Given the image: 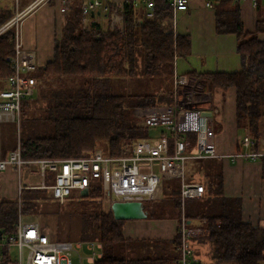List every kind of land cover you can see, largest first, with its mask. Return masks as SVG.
Wrapping results in <instances>:
<instances>
[{
  "label": "trees",
  "instance_id": "16d2710c",
  "mask_svg": "<svg viewBox=\"0 0 264 264\" xmlns=\"http://www.w3.org/2000/svg\"><path fill=\"white\" fill-rule=\"evenodd\" d=\"M155 4L153 18L146 17L144 10L130 7L125 13L124 30L111 31L101 21L86 26L80 1H72L61 34L55 39L53 59L37 69L36 93L21 106V110L25 106L41 115L39 119H29V135L20 138L24 159L82 157L99 147L106 155L121 156L130 152L133 142L150 136V128L133 111L137 106L174 102L169 87L173 85L175 60L191 52L189 35L165 33L173 29L171 2L155 0ZM10 5L0 0V26L15 15ZM215 18L217 33L237 36L241 70L191 74L207 86L235 89L237 128L250 134L256 151L264 136V41L258 38V33L264 32V19L258 18L256 30L247 32L240 3L234 0H219ZM5 32L0 37V88L11 75L15 54L11 42L14 29ZM143 75L149 80L162 78L163 86L169 89L146 94L118 90L125 80L135 78L139 82ZM35 124H41V135L35 133ZM48 129L50 132H46ZM191 139L194 148V136ZM241 148L238 144V151ZM260 159L264 178V156ZM220 163V159H193L186 164V179L202 181L206 188L201 198L191 199L189 205L185 202L187 220L202 229L195 238V251L203 257L204 249L206 264H264V227L243 220L240 198L224 196ZM208 166L212 171L202 177ZM162 185L163 194L172 195L174 208L180 213V181L167 180ZM46 192L23 190V214L36 211L47 198ZM88 196L103 200L102 189L90 190ZM158 200L159 196L145 202L150 219L163 216L154 205ZM18 216V199L0 200V232L15 233ZM125 221L115 219L109 208L108 212H97L89 225L82 226L77 240L103 243V257L95 264H176L181 242L177 231L168 239H133L124 234ZM10 261L6 249L1 248L0 264Z\"/></svg>",
  "mask_w": 264,
  "mask_h": 264
},
{
  "label": "built area",
  "instance_id": "2783aa9c",
  "mask_svg": "<svg viewBox=\"0 0 264 264\" xmlns=\"http://www.w3.org/2000/svg\"><path fill=\"white\" fill-rule=\"evenodd\" d=\"M50 0H33L24 9H19L20 0H13L15 15L0 26V36L14 28L11 42L14 45V57L11 75L6 85L0 88V122L6 114L16 124L20 119L21 106L25 99L35 95L38 77L34 74L38 66L30 59L24 45L20 21L30 10L40 3ZM73 0H60L63 12H67ZM83 23L90 20L100 21L107 18V28L123 31L125 13L128 8L145 12L146 17L155 16V0H79ZM172 5V30L165 33H176L179 12L189 9L190 0H169ZM219 0H205L207 8H215ZM240 3L242 0H234ZM259 1L255 0V5ZM87 24V25H89ZM177 59V58H176ZM187 73L173 75L175 90L190 85ZM177 96V92H175ZM207 108V109H206ZM206 108L188 107L177 99L171 104L137 106L134 116L150 128V136L133 142L130 152L121 156L106 155L99 147L86 156L75 158H40L26 160L22 156L20 139L5 157L0 154V171L12 169L18 174L19 216L16 231L7 235L0 232V249H6L10 255L9 264H73L76 255L80 263L95 264L103 257V243L99 240H68L57 239L38 220H26L22 211L23 190L45 189L58 202L64 203L75 191L83 189H102V199L113 201H141L143 203L158 199L162 183L169 180L180 181L179 198L182 204V215L176 218V231L180 235L179 255L176 264H206L203 257L195 251V238L202 229L187 220L185 202L187 199L201 198L206 188L201 181L186 179L187 162L201 159H257L264 156V148L252 149L254 140L249 133L241 139L242 149L233 154H222L216 146V130L213 115L219 109L209 105ZM206 112H210L207 115ZM4 120V119H3ZM161 127L158 134L152 128ZM155 134V135H153ZM194 136V148H192ZM36 163L40 167L42 182L36 185L22 184L21 171L24 164ZM27 251L24 258L23 251ZM82 251H88L85 259Z\"/></svg>",
  "mask_w": 264,
  "mask_h": 264
},
{
  "label": "crops",
  "instance_id": "0c3cea01",
  "mask_svg": "<svg viewBox=\"0 0 264 264\" xmlns=\"http://www.w3.org/2000/svg\"><path fill=\"white\" fill-rule=\"evenodd\" d=\"M4 1L13 2V0ZM258 1L260 2L258 5H255V0L240 2L241 19L247 32L256 30L258 18L264 19V0ZM32 2L33 0H23L24 6L21 9ZM64 17L60 0H50L38 4L21 19L20 28L24 45L29 51L31 61L38 68L53 59L55 45L53 35L55 34L57 38L61 34ZM33 25L35 29H32ZM59 30L60 34L57 36ZM175 30L177 34H186L191 38V52L175 60L176 71L189 74L190 84L200 85L198 78L192 75V72L203 74L241 70V58L237 52V36L234 33H217L215 9L207 8L205 0H190L189 9L178 13ZM258 38L264 41V32H259ZM206 88L205 92L210 96L211 109H219V113L213 115L218 134L216 135L217 149L222 154L238 152L241 139L240 130L236 125V91L233 87L227 90L214 86ZM16 130L17 124L12 118L0 122L2 157L15 147ZM258 146L264 148V140H260ZM260 158L234 161L230 158L219 159L223 172L224 196L240 198L243 220L254 226L264 227V178L263 163ZM14 176L15 172L12 169L0 171V200L18 199L19 181L16 182ZM202 177H204L203 173ZM108 204L110 208L111 203L108 202ZM176 222V219L163 218L126 220L123 231L126 237L133 239H168L172 238L176 232ZM153 223H160L163 230L150 229Z\"/></svg>",
  "mask_w": 264,
  "mask_h": 264
},
{
  "label": "rangeland",
  "instance_id": "374dc122",
  "mask_svg": "<svg viewBox=\"0 0 264 264\" xmlns=\"http://www.w3.org/2000/svg\"><path fill=\"white\" fill-rule=\"evenodd\" d=\"M20 1H21V4H20V9H21L24 5H23V0H20ZM9 2L12 4L10 6L15 8L14 3L12 1H9ZM68 11L65 12L64 14L66 15L67 13L68 15L69 13ZM14 12H16L15 9H14ZM99 20L103 23H106V25L108 23L107 18L103 17V18H100ZM89 22L90 20L86 21V26L87 24H89ZM10 29H14V28L11 27ZM32 29H35L34 25L32 26ZM57 33H58L57 34L58 36L60 34V30ZM54 38L56 39L55 34L53 35V39ZM197 81L200 82L199 83L200 85L191 83L189 86L187 85L186 87L180 88L178 90H175L174 84L171 85L169 88L173 90L174 102L177 99L179 103H184L185 106H188V107H198V108L208 107L210 105V96L205 92L207 89L206 88L207 85L201 82L200 78H198ZM166 87L168 88V86H163L162 78L158 80L156 79L149 80L148 77H146L145 75H143V78H141L139 82L136 81L135 78H130L128 80H125L123 84H119V86H117L118 90L123 93H132V92L141 93L142 92L143 94L149 93L150 91L158 92L160 89H163V91H166ZM175 92H177V96L175 95ZM165 93L168 94V91ZM40 116L41 115L39 111H36L32 108L29 109L28 107H25V106L22 107L20 119L18 120L17 130H16V135H17L18 140L20 138L24 139L25 137L29 135V119L33 118L34 120H36V119H39ZM3 119H7L6 114H4L1 117V120ZM34 127H35V133L37 135H41L43 133L41 124H35ZM161 129H162L161 127H155V128H152L151 132L158 134ZM215 130H216V127H215ZM48 131L50 132V129H48L46 132ZM239 133H240L239 137H242L245 134L244 131L241 129ZM216 135L218 134L216 133ZM262 140H264V136L262 137ZM213 168L215 167L213 166ZM211 171H212L211 166H208L206 170H204L202 173L206 174L208 172L210 173ZM214 171L216 172V169H214ZM17 176L18 174L15 173L14 177H15L16 182L18 181ZM19 179L22 184H28V185L40 184L42 180L40 178L39 165L36 163L24 164L22 171H21V176ZM162 186L160 189L159 200L154 203V205H156L157 211L162 212L163 219H176L178 217L180 218L183 213L182 204H181V212L179 213V210H176L174 208V200H173L174 198H172V195L170 196L169 195L170 193L168 192L163 194ZM40 190H45V189H40ZM46 193H48L46 195L50 196V193L48 191ZM48 196L46 199L40 202L36 211H32L27 214H24V217L26 220H38L41 225H46L44 227H46L48 231H51L54 237L60 238V239H68V240L79 239V237L81 236V232H82V226L89 225L91 223V218L94 214H96L99 211L108 212L109 210V207H108L109 200L92 199L89 196L82 195L80 191H75L74 194L70 198H68L64 203L58 202L57 200L53 199L51 196L48 198ZM186 202H187L186 205H189L192 202V200L187 199ZM149 228L152 230H156V231L163 230V227L160 225V223H153V225L150 226ZM202 251L204 252V249H202ZM203 252H201V255L203 254V257L206 259L207 256H204ZM23 254L25 258L27 254V251L25 249L23 251ZM82 254L84 258L86 259L89 252L82 251ZM72 260H73V264H81L79 257H77L76 255L72 257ZM84 264H88L87 261L84 260Z\"/></svg>",
  "mask_w": 264,
  "mask_h": 264
},
{
  "label": "water",
  "instance_id": "95a60500",
  "mask_svg": "<svg viewBox=\"0 0 264 264\" xmlns=\"http://www.w3.org/2000/svg\"><path fill=\"white\" fill-rule=\"evenodd\" d=\"M210 115V112H206ZM81 194L88 196V189L81 190ZM145 203L141 201H113L110 209L115 219L118 220H132V219H146L148 218V211L145 209Z\"/></svg>",
  "mask_w": 264,
  "mask_h": 264
}]
</instances>
